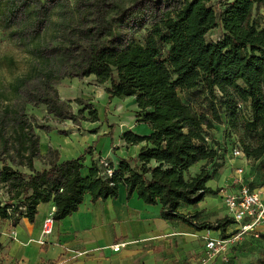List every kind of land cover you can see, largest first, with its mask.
<instances>
[{
    "label": "trees",
    "instance_id": "trees-1",
    "mask_svg": "<svg viewBox=\"0 0 264 264\" xmlns=\"http://www.w3.org/2000/svg\"><path fill=\"white\" fill-rule=\"evenodd\" d=\"M0 28L37 55L35 72L45 74L48 84L93 77L105 85L108 105L133 98L137 124L151 130L146 137L123 134L128 146L141 150L117 167L112 163L113 176L105 179L91 148L64 162L49 152L47 166L36 169L38 141L22 126L14 147L28 170L2 162V220L34 222L39 206L53 202L60 223L86 195L92 203L117 199L123 186L129 199L160 206L165 221L214 229L222 237L227 227H237L229 216L215 227L197 225L190 220L197 215L181 210L220 192L207 186L213 179L207 169L225 165L234 147L258 163L264 177V0H0ZM39 100L50 114L75 120L54 100ZM89 106L90 122H99ZM221 127L225 135L216 141ZM201 162L206 165L189 176Z\"/></svg>",
    "mask_w": 264,
    "mask_h": 264
},
{
    "label": "crops",
    "instance_id": "crops-1",
    "mask_svg": "<svg viewBox=\"0 0 264 264\" xmlns=\"http://www.w3.org/2000/svg\"><path fill=\"white\" fill-rule=\"evenodd\" d=\"M218 32L214 31L215 34ZM132 107L135 113L127 117V128H118L119 140L117 145L112 144L111 153L116 156L111 154L109 160L116 167L122 159L136 157L142 147L126 145L122 139L125 132L132 131L142 137L151 133L148 127L136 123L138 108L135 101ZM108 133L109 131L104 135ZM90 138L92 137L88 134L82 137L79 134L62 137L52 131L48 134V145L40 150L44 154L52 148L61 154L60 162H63L65 155L67 160H72L84 153V140ZM95 138L97 137L94 136L93 139ZM116 146L120 147L117 149ZM91 149L93 155H102L99 145ZM92 154L86 155L84 176L88 175L92 165ZM205 165L206 162H201L190 172H194V176ZM224 166L219 170V176L214 179L216 186H211L213 190L227 188L231 192L235 191L236 188H231V184L237 169L243 167L246 181L254 191L264 196V177L258 170V163L226 158ZM35 167L38 169L37 165ZM216 197L220 198V205L218 203L215 211L218 213L217 220H222L228 214L221 204V194L218 193ZM189 209L191 213L198 211L192 207H188ZM55 210L53 202L40 205L34 222L20 217L14 224L12 220L4 221L0 218V264H201L205 239L222 237L221 231H198L179 221L163 220L160 206H148L137 196L129 199L123 186L119 187L117 199L92 203L91 197L86 195L76 213L60 223L55 222L53 233L43 237L44 221ZM232 228H226L225 236L233 233L237 227ZM257 230L262 236L261 240L248 237L237 248L236 255L238 258L249 257L252 261L264 264V224ZM122 243L127 246L119 252L111 250V246ZM209 264L223 263L219 259Z\"/></svg>",
    "mask_w": 264,
    "mask_h": 264
},
{
    "label": "rangeland",
    "instance_id": "rangeland-1",
    "mask_svg": "<svg viewBox=\"0 0 264 264\" xmlns=\"http://www.w3.org/2000/svg\"><path fill=\"white\" fill-rule=\"evenodd\" d=\"M68 1L71 5H76L79 0ZM137 37L141 38L142 35ZM39 63L40 60L37 55L29 54L26 47L20 44L18 36H9L8 32L0 28V168L2 167V162H6L15 170L27 172L25 161L17 154L14 147L19 134L23 133L21 130L22 126L25 129V133H29L38 141L39 153L34 161L38 169L46 167L51 158L49 152L56 151L49 148L47 153L43 152L44 154H42L40 150L44 148V145L45 147L48 145V134L52 131L62 137H72L77 134L81 137L87 134L92 137L90 140H84L86 148L80 156L84 155L88 148L99 145L102 155L96 153V155L94 154L95 156L103 159L112 157V144L117 145L119 140L118 128L123 127L125 130L127 128L125 126L127 117L131 113H135L132 107L134 99H114L108 105L105 85L97 84L93 77L84 79L64 78L59 83L48 84L45 74L35 72L37 68H40ZM40 98L54 100L64 109L66 115L73 116L75 120L58 118L50 114L48 107L40 102ZM89 105L93 107L92 109L98 111L99 122H90ZM141 126L148 127L144 124H141ZM93 131L97 132L93 133ZM108 131L109 133L112 131V137L104 135ZM219 131L218 135L214 134L216 141L225 135L223 127ZM94 136L97 138L93 139ZM101 138L102 142H100ZM120 146L123 145L121 144ZM120 146H116L117 149ZM113 156L116 155L113 154ZM60 158H62L61 154ZM66 158L65 155L63 162L68 161ZM220 165L217 170L212 166L208 167L207 170L213 173V179L208 182V187L216 186L214 179L219 176V170L225 167L223 164ZM201 169L202 167L197 171ZM193 174L194 172L189 174V176ZM2 192L4 193L5 191L0 185V198L2 197ZM206 199L194 208L198 209V211L191 213L190 209L188 210V207H186L187 209L183 208L181 212L184 214L188 213L187 215L190 217L197 215L194 218H190L197 225L215 227L219 221L217 220L218 213L215 211L218 209L217 205L220 202V198L216 197V195H208ZM245 241L243 240L231 250L229 264H263L252 261V258L249 257H237V248Z\"/></svg>",
    "mask_w": 264,
    "mask_h": 264
},
{
    "label": "built area",
    "instance_id": "built-area-1",
    "mask_svg": "<svg viewBox=\"0 0 264 264\" xmlns=\"http://www.w3.org/2000/svg\"><path fill=\"white\" fill-rule=\"evenodd\" d=\"M210 39L217 41L219 37L218 35H212ZM225 157L234 160L242 159L249 161L239 147H234ZM95 160L98 161L102 170V176L105 179L112 178L114 173L111 165L112 162L109 159H103L97 156H95ZM231 188H236V190L231 192L227 188H222L219 193L221 194L222 206L226 209L228 216L237 225L236 232L233 231V233L219 238L207 237L205 239V251L201 259V264H209L219 259L223 264H229L230 253L234 247L248 237L260 239V232L257 229L264 224V196L262 193L254 191L246 181L245 168L243 167L237 169ZM1 194L2 198L5 197L3 200H6L7 196L5 193L2 192ZM20 212L24 213L25 208H20ZM19 213L16 214V217H19ZM54 213L49 214L44 221L42 229L43 237L50 236L53 233L55 225ZM126 246V243H122L113 245L110 248L113 252L117 253Z\"/></svg>",
    "mask_w": 264,
    "mask_h": 264
}]
</instances>
